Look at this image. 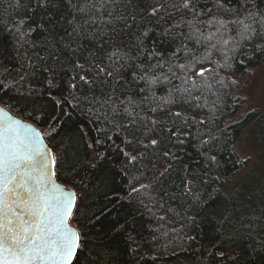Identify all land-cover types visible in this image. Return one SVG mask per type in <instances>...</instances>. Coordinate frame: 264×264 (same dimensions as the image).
I'll use <instances>...</instances> for the list:
<instances>
[{
	"label": "snow or ice",
	"instance_id": "obj_1",
	"mask_svg": "<svg viewBox=\"0 0 264 264\" xmlns=\"http://www.w3.org/2000/svg\"><path fill=\"white\" fill-rule=\"evenodd\" d=\"M36 7L46 17L37 28L51 37L50 58L59 62L63 56L74 71L79 70L74 81L90 88L99 82L110 89L102 88L103 99L93 97L89 103L105 106L104 118L131 136L124 141L129 150H121L127 165L143 163L148 152L160 146L157 129L162 123L170 122L168 131L178 149L191 136L193 124L198 128L214 124L220 89L225 76L234 75V63L247 55L249 46L264 53V0H36ZM151 18L157 23L152 24ZM57 26L64 28L66 39L57 40ZM37 28L17 27L18 46H34L31 37ZM44 66L52 77L49 89L56 88V69L46 61ZM24 79L0 73V105L9 93L24 95ZM157 89L163 94L158 95ZM117 92L126 98L117 102L113 98ZM213 96L216 99L210 100ZM144 106L153 118L135 112ZM123 116L127 123L116 119ZM45 135L51 132L42 133L0 107V264H73L83 247L84 225L75 220L83 198L74 190L76 185L57 183L59 156L45 143ZM207 135L200 143L211 152L216 137ZM172 155L163 153L164 158ZM106 159L97 152L89 167L95 169ZM207 159L216 162L214 154ZM169 172L157 170L154 177L162 180ZM133 180L139 182V177ZM147 187L133 184L131 192L139 194ZM185 187L186 212L198 215L211 209V193L199 191L192 180ZM114 227L126 231L122 224ZM219 255L225 257L223 251ZM227 258L232 264H264V256L252 259L243 250L239 257Z\"/></svg>",
	"mask_w": 264,
	"mask_h": 264
},
{
	"label": "trees",
	"instance_id": "obj_2",
	"mask_svg": "<svg viewBox=\"0 0 264 264\" xmlns=\"http://www.w3.org/2000/svg\"><path fill=\"white\" fill-rule=\"evenodd\" d=\"M45 19L36 0H0V73L9 79L25 77L21 81L24 95L9 93L4 97L6 103L0 106L42 133L51 132L45 135V143L59 156L57 181L69 188L76 185L74 190L83 198L82 204L78 201L79 214L75 216L84 225L83 247L73 264H232L227 257H239L241 250L252 259L264 256V182L259 183L247 172L243 180L232 182L246 171V160L234 145L244 128L255 124L262 115L252 111L240 121L229 122L236 112V83L230 81L245 78L250 70L263 65L264 53L249 46L247 55L234 63V75L225 76L220 89L222 98L214 124L204 128L193 124L191 136L185 137L186 143L178 149L168 131L170 122L162 123L157 129L160 146L150 150L143 163L132 166L127 165L121 151L129 150L124 141L131 136L104 118L105 106L89 103L93 97L96 101L103 99L102 88L105 92L110 89L99 82L90 88L74 81L79 70L74 71L63 56L59 62L50 58L51 37L37 28ZM149 19L146 17L144 23ZM151 20L157 23L155 18ZM28 26L37 28L31 37L35 43L21 48L15 29L26 30ZM56 38L66 39L64 28L57 26ZM45 61L56 69V88L48 87L52 77ZM73 83L77 88L71 87ZM157 94L163 93L157 89ZM113 98L119 102L126 97L117 92ZM135 112L145 119L153 118L147 106L135 108ZM116 119L124 123L128 120L126 116ZM209 132L216 137L211 152L200 143L201 138H209ZM198 133L204 135L200 137ZM165 151L173 154L171 158L163 157ZM97 152L107 159L93 169L89 162ZM210 154L216 156L215 163H209ZM165 168L170 170L166 178L154 177L157 170ZM134 176L139 177V182L133 180ZM189 180L199 191L211 193L214 203L207 212L201 210L197 215L185 211V185ZM141 183L149 187L139 194L132 193V185L139 187ZM117 224L124 225L126 231L114 227ZM220 251L225 253L224 258Z\"/></svg>",
	"mask_w": 264,
	"mask_h": 264
},
{
	"label": "rangeland",
	"instance_id": "obj_3",
	"mask_svg": "<svg viewBox=\"0 0 264 264\" xmlns=\"http://www.w3.org/2000/svg\"><path fill=\"white\" fill-rule=\"evenodd\" d=\"M252 111L262 116L255 124L244 128L234 145L242 159L246 160V171L232 181L235 184L247 174L253 175L259 183L264 182V64L250 70L245 78L236 80V112L229 122L240 121Z\"/></svg>",
	"mask_w": 264,
	"mask_h": 264
},
{
	"label": "water",
	"instance_id": "obj_4",
	"mask_svg": "<svg viewBox=\"0 0 264 264\" xmlns=\"http://www.w3.org/2000/svg\"><path fill=\"white\" fill-rule=\"evenodd\" d=\"M1 107V106H0ZM10 114V113H9ZM11 115V114H10ZM13 116V115H12ZM14 117V116H13ZM15 119H18V118H16V117H14ZM18 120H20V119H18ZM23 123H25V124H27V125H31L30 123H28V122H25V121H23V120H21ZM31 126H33V125H31ZM34 127V126H33ZM34 128H36V127H34ZM37 129V128H36ZM38 130V129H37ZM57 183H59L58 181H57ZM60 184V183H59Z\"/></svg>",
	"mask_w": 264,
	"mask_h": 264
}]
</instances>
